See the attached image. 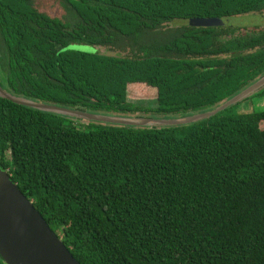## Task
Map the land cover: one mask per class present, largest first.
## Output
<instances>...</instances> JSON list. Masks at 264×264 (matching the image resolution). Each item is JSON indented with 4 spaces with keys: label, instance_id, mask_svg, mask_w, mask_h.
Masks as SVG:
<instances>
[{
    "label": "trees",
    "instance_id": "16d2710c",
    "mask_svg": "<svg viewBox=\"0 0 264 264\" xmlns=\"http://www.w3.org/2000/svg\"><path fill=\"white\" fill-rule=\"evenodd\" d=\"M60 1L70 18L35 0H0L8 93L175 118L210 111L264 75V29L161 31L175 20L262 13L264 0ZM136 88L141 98L152 92V106L135 100ZM255 97L264 89L245 100ZM238 105L149 129L85 124L0 97V146L11 180L80 264H264V110Z\"/></svg>",
    "mask_w": 264,
    "mask_h": 264
},
{
    "label": "water",
    "instance_id": "95a60500",
    "mask_svg": "<svg viewBox=\"0 0 264 264\" xmlns=\"http://www.w3.org/2000/svg\"><path fill=\"white\" fill-rule=\"evenodd\" d=\"M264 89V75L232 99L210 111L175 118L130 117L91 113L56 105L33 102L16 97L0 85V97L18 105L57 113L85 122L162 129L182 126L211 118ZM0 258L5 264H80L67 249L62 239L51 230L42 215L11 180L0 171Z\"/></svg>",
    "mask_w": 264,
    "mask_h": 264
},
{
    "label": "rangeland",
    "instance_id": "374dc122",
    "mask_svg": "<svg viewBox=\"0 0 264 264\" xmlns=\"http://www.w3.org/2000/svg\"><path fill=\"white\" fill-rule=\"evenodd\" d=\"M36 6L38 9H40L42 12L59 17V18H68L69 15L67 14L66 10L64 9L62 3L60 0H35ZM258 15L264 16V12L259 13ZM246 17V16H244ZM244 17H231V18H219V19H189V20H175L170 24L165 25L161 31L165 32L171 29H178L183 26L185 27H191V28H232L237 29L236 34L237 35H244L246 33H252L255 31H259L264 29V18H249L246 19ZM70 18V17H69ZM76 48L91 52L95 48L92 46L87 45H80L76 46ZM100 53L111 55V56H128L131 55L130 52H124L120 51L115 48H109V47H97ZM137 94L135 100H137L139 103L143 105H149L152 106L153 102H148L149 100L144 99H152L153 94L152 92L147 93L146 97L141 98V88H136ZM252 110H264V97H258V98H252L249 100L242 101L239 103L237 107L234 108L233 111H252ZM130 117H150L149 114H141V115H134ZM83 123H88L83 121ZM264 128V125H263Z\"/></svg>",
    "mask_w": 264,
    "mask_h": 264
},
{
    "label": "flooded vegetation",
    "instance_id": "af4514ba",
    "mask_svg": "<svg viewBox=\"0 0 264 264\" xmlns=\"http://www.w3.org/2000/svg\"><path fill=\"white\" fill-rule=\"evenodd\" d=\"M259 13H252V14H248V15H244V16H238V17H244L246 19L249 18H264V16H260L258 15ZM10 162V153L9 151L6 149L4 150V148L2 146H0V171L6 172L8 173V175L10 176V168L8 165V163Z\"/></svg>",
    "mask_w": 264,
    "mask_h": 264
}]
</instances>
